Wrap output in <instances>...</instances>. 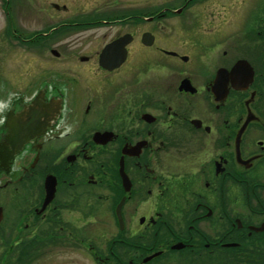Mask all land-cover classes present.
<instances>
[{"label": "flooded vegetation", "instance_id": "1", "mask_svg": "<svg viewBox=\"0 0 264 264\" xmlns=\"http://www.w3.org/2000/svg\"><path fill=\"white\" fill-rule=\"evenodd\" d=\"M0 264H264V0H0Z\"/></svg>", "mask_w": 264, "mask_h": 264}, {"label": "water", "instance_id": "2", "mask_svg": "<svg viewBox=\"0 0 264 264\" xmlns=\"http://www.w3.org/2000/svg\"><path fill=\"white\" fill-rule=\"evenodd\" d=\"M113 48V46H108L104 51H103V54H102V58L103 59H101L100 60V62H101V64L103 65V67H105V68H108V69H113V68H116V67H118L120 64H121V61H114V60H111V61H106L105 62V60H104V58H105V55H107V54H109L110 53V50ZM103 61V62H102ZM113 62H114V64H113ZM243 63V62H242ZM242 63H238V64H236V66L231 70V72L228 74V77H229V79L233 82V87L236 89V90H239V88H247L248 87V85L250 84V82H251V80H252V71H251V69L248 67V66H246V71L248 72V74L246 75V74H244V76L243 77H239L238 75H237V73H239L240 72V70H242V68H243V64ZM111 64H113V65H111ZM245 64V63H244ZM111 65V66H110ZM245 65H247V64H245ZM241 66H242V68H241ZM244 81V83H245V85L243 86V87H237L236 86V84H240L241 82H243ZM121 170V174H122V168L120 169ZM122 176H123V174H122ZM49 182H50V179H47L46 180V182H45V190H46V193H47V197H46V201L45 202H47L48 200H50V198H51V196H52V192L50 193V197H48V193L51 191V188H50V185H49ZM53 186V185H52ZM53 188V187H52ZM53 190V189H52Z\"/></svg>", "mask_w": 264, "mask_h": 264}, {"label": "rangeland", "instance_id": "3", "mask_svg": "<svg viewBox=\"0 0 264 264\" xmlns=\"http://www.w3.org/2000/svg\"><path fill=\"white\" fill-rule=\"evenodd\" d=\"M5 63H8V62H5Z\"/></svg>", "mask_w": 264, "mask_h": 264}]
</instances>
